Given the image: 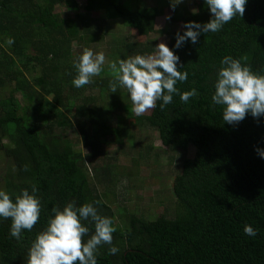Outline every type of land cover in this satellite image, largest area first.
Wrapping results in <instances>:
<instances>
[{"label":"trees","instance_id":"16d2710c","mask_svg":"<svg viewBox=\"0 0 264 264\" xmlns=\"http://www.w3.org/2000/svg\"><path fill=\"white\" fill-rule=\"evenodd\" d=\"M156 1L0 0V189L14 199L21 189L31 193L35 186L42 205L37 224L19 241L9 234L10 219L0 218V264H25L52 208L70 201L77 206L96 202L99 213L113 219L112 244L119 251L109 255L110 245H102L97 264H264V159L256 151L264 149V116L249 114L229 125L222 107L211 102L223 56L243 58V64L264 75V0H248L242 17L179 49L173 45L183 25L206 23L211 13L204 0L194 8L178 0ZM168 9L172 15L162 31L180 57L177 69L188 73L175 86L181 92L195 88L197 96L184 103L174 94L163 109L157 101L149 115H135L108 64L152 54L154 44L122 45L117 39L109 42L104 71L81 88L73 86L74 60L84 48L103 42L110 21L150 37ZM110 83H117L115 93ZM71 126L79 131L76 141L66 133ZM132 127L155 131L173 150L197 148V156L181 164L173 186L178 206L170 216L152 221L129 212L126 201L119 200L123 178L111 163L116 156L104 154L109 143L123 149L127 140L133 147ZM245 224L257 230L256 237L244 234ZM92 231L90 226L89 235Z\"/></svg>","mask_w":264,"mask_h":264},{"label":"clouds","instance_id":"9594fccd","mask_svg":"<svg viewBox=\"0 0 264 264\" xmlns=\"http://www.w3.org/2000/svg\"><path fill=\"white\" fill-rule=\"evenodd\" d=\"M248 0H204L211 17L206 23L189 21L183 25L185 31L177 32L173 48L179 49L186 41L196 44L204 33L220 31L235 16H243ZM196 10H193L195 14ZM6 43L11 45L14 39L9 37ZM152 54L130 56L117 59L108 64L116 82L127 90L131 100V111L143 115L154 109L157 101L163 109L178 95L181 102L187 103L197 96V89L181 92L175 85L188 78L186 71L177 69L180 57L165 43L154 47ZM243 58L231 55L223 56L213 82L211 94L213 105L222 107V119L229 125L238 124L246 115L254 118L264 116V75L253 72L251 67L243 64ZM105 54L84 48L74 60L76 76L72 84L81 88L91 83V78L104 71ZM117 83H110L111 93L116 92ZM258 156L264 159V149H256ZM37 188L21 189L13 197L0 189V218L10 219L9 234L20 240L23 231L31 232L41 214V202L36 196ZM96 202H86L80 206L70 201L60 207H53L46 226L39 231L28 248L25 264H97L99 248L110 245L109 255H115L119 249L112 244L113 219L101 215ZM90 226L93 231L91 235ZM246 236L256 237L258 232L251 225L245 224ZM85 237H87L85 239Z\"/></svg>","mask_w":264,"mask_h":264},{"label":"rangeland","instance_id":"374dc122","mask_svg":"<svg viewBox=\"0 0 264 264\" xmlns=\"http://www.w3.org/2000/svg\"><path fill=\"white\" fill-rule=\"evenodd\" d=\"M145 1L148 5H154L157 2L156 0ZM198 1L178 0L180 4L193 8ZM67 15L72 16L73 12ZM169 15H172L171 9H168L166 15L157 20V31L150 37L132 34L130 29L124 27L119 20L110 21L103 42L100 45H92L90 49L94 53L102 51L105 54V61H109V42L113 39L121 41L122 45L152 43L155 47L159 43H165L170 48L169 38L162 31L168 28L166 18ZM172 28L181 29V26L174 24ZM5 97L8 95L6 94ZM152 110L146 111L143 115H149ZM128 129L134 135V146L129 147L127 140L123 149H119L115 143H109L106 148L108 152L104 154L108 157L116 156V159L111 160V163H113L114 171L118 174L117 177L123 178L117 190L119 200L124 203L126 201L125 205L129 212H138L152 221L162 215L170 216L171 211L178 206L173 194V186L180 173L181 164L185 159H194L197 156V148L190 146L187 151L173 150L165 147L158 134L151 129L142 128L140 131L135 127ZM66 133L70 139L75 141L79 138L76 126L68 127ZM76 148L79 149L81 146L76 145ZM124 173L130 174L131 178L125 179ZM126 185L129 187L128 193L125 191Z\"/></svg>","mask_w":264,"mask_h":264}]
</instances>
